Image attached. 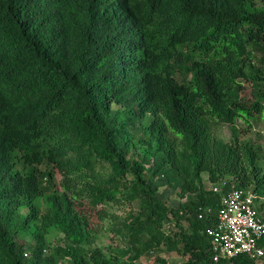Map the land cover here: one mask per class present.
Segmentation results:
<instances>
[{
    "label": "trees",
    "instance_id": "obj_1",
    "mask_svg": "<svg viewBox=\"0 0 264 264\" xmlns=\"http://www.w3.org/2000/svg\"><path fill=\"white\" fill-rule=\"evenodd\" d=\"M263 118L259 0H0V264H137L162 245L182 264H214L206 230L233 186L264 197V155L212 130ZM137 140L142 162L128 159ZM151 171L175 175L186 202L167 207ZM125 200L139 202L125 225L131 248L87 260L92 219ZM57 231L67 246L44 259Z\"/></svg>",
    "mask_w": 264,
    "mask_h": 264
},
{
    "label": "rangeland",
    "instance_id": "obj_2",
    "mask_svg": "<svg viewBox=\"0 0 264 264\" xmlns=\"http://www.w3.org/2000/svg\"><path fill=\"white\" fill-rule=\"evenodd\" d=\"M259 5H264V0H259ZM249 87V86H248ZM250 88V87H249ZM251 90L248 89L247 93L250 94ZM214 136L217 139L223 140L225 142H234L235 139L244 140L251 139L258 146L263 147L262 155H264V118L255 123L251 128L245 126L242 122L237 124L236 133L233 131V127L229 125H218L212 130ZM139 139V135L137 137ZM138 148L132 150L128 154V159L132 162L141 161L144 152L147 147L137 140ZM264 158V157H263ZM142 162V161H141ZM151 165L147 164L146 168L150 169ZM149 178H153L156 181L163 182L157 192V197L164 202L167 207L177 209L183 205L187 199L182 198L179 194V189L176 188L175 184H169L170 181H174L177 177L175 175L168 176L167 178L161 177L159 174L151 171L148 173ZM167 176V175H166ZM203 186L210 189V181L207 174H203ZM60 178H57V186L60 184ZM225 182L218 183L216 185L223 187ZM192 198V197H191ZM108 215L103 220L92 219L91 225L88 230L87 241L82 245L84 254L87 260H94V254L99 258H110L115 257L117 252L127 251L131 248V241L128 238L127 230L125 225L130 222V217L136 215L139 211V202L129 203L126 200L121 201L117 204H111L105 207ZM27 214V210L22 211ZM264 215V210H263ZM163 230L167 233H171L173 229V224L166 222L164 223ZM150 238V235L143 232L140 236V244L138 247L143 249L145 247V241ZM25 243V257L30 258L32 250L35 248V242L30 235L20 236ZM65 248L67 246L66 237L61 232H53L49 237V248H47L43 253V258H51L57 247ZM61 256H57L58 264H69L70 257H66L65 262ZM67 261V262H66ZM163 262V263H162ZM185 259L175 252H170L166 249V246L162 245L158 250H154V253H150L147 250L144 251L142 257L137 261V264H182Z\"/></svg>",
    "mask_w": 264,
    "mask_h": 264
},
{
    "label": "built area",
    "instance_id": "obj_3",
    "mask_svg": "<svg viewBox=\"0 0 264 264\" xmlns=\"http://www.w3.org/2000/svg\"><path fill=\"white\" fill-rule=\"evenodd\" d=\"M210 185L214 192L223 190L216 184ZM263 202L264 197L254 187L239 189L233 186L222 196L215 223L206 230L211 238L214 264L229 263L240 256L264 262V248L259 245L264 238Z\"/></svg>",
    "mask_w": 264,
    "mask_h": 264
}]
</instances>
